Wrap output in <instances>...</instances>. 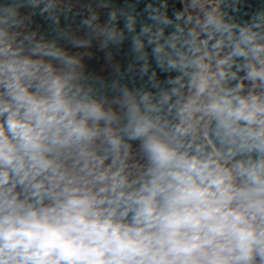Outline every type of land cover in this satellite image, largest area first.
I'll use <instances>...</instances> for the list:
<instances>
[{"label":"clouds","instance_id":"clouds-1","mask_svg":"<svg viewBox=\"0 0 264 264\" xmlns=\"http://www.w3.org/2000/svg\"><path fill=\"white\" fill-rule=\"evenodd\" d=\"M0 264H264V0H0Z\"/></svg>","mask_w":264,"mask_h":264}]
</instances>
